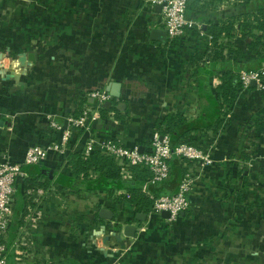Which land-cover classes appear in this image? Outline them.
I'll return each mask as SVG.
<instances>
[{
    "label": "crops",
    "instance_id": "0c3cea01",
    "mask_svg": "<svg viewBox=\"0 0 264 264\" xmlns=\"http://www.w3.org/2000/svg\"><path fill=\"white\" fill-rule=\"evenodd\" d=\"M6 1L0 0V162L20 160L28 146L59 139L52 122L64 123L82 108L94 106L87 97L92 91L106 90L114 107L107 117L100 116L94 134L120 139L141 151L149 149L160 120L180 113L201 127L187 141L210 149L216 161L203 167L178 157L171 160L172 170H179L175 175L171 171L164 182V195L176 194L188 171L197 183L190 194L193 207L181 213L175 234H168L171 254H163V264H264V92L252 84L223 105L217 92L227 70L264 71V53L249 49L250 37L244 38L239 26L246 17L262 14L264 0H189L187 16L201 23L202 34L188 32L175 44L169 37L165 42L150 38L154 28L165 29L162 7L154 0H54L49 44L43 39L46 31L35 26L38 20L27 10L13 18L6 12ZM32 4L24 1L25 7ZM226 21L236 24L231 37L222 33L219 58L208 64L196 61V54L212 42L210 26ZM232 48L243 55H232ZM24 53L34 59L24 62ZM208 122L211 126L205 128ZM68 170V157L51 154L16 182L13 216L3 238L8 264L113 263L102 249L87 250L89 229L98 224L101 208H112L115 218L99 219L120 229L138 222V211L120 198L124 187L112 198L105 189L85 190L81 194L91 196L83 212H91L76 226L79 219L72 203L79 193L60 185ZM122 176L125 184L132 182L133 171ZM32 184L46 189L58 185L65 208L58 203L63 208L59 211L47 199L34 202ZM239 185L251 195L245 205L235 206ZM253 196L260 200L251 201ZM34 211L41 222L31 227L27 217ZM246 212L252 214L242 223L230 221ZM117 239L107 236L105 247Z\"/></svg>",
    "mask_w": 264,
    "mask_h": 264
},
{
    "label": "built area",
    "instance_id": "2783aa9c",
    "mask_svg": "<svg viewBox=\"0 0 264 264\" xmlns=\"http://www.w3.org/2000/svg\"><path fill=\"white\" fill-rule=\"evenodd\" d=\"M153 2L162 6V23L170 39L183 37L194 29L198 30L200 35L202 34L201 23L187 16L189 0H154ZM240 82L243 90L249 89L255 82L256 88L264 92V71L262 69L244 70L240 74ZM87 97H91L94 106L82 108L78 114L68 116L64 123L52 122L53 132L60 134L59 139L46 145L28 146L20 160L0 162V264H8V249L2 242V238L13 216L16 182L27 176V168L41 164L51 154L67 158L69 154L80 151L82 156L90 158L95 151H99L113 158L121 167L122 174L132 171L133 167L146 168L150 171L151 178L143 187L145 191L149 184H158L171 177V160L175 157L185 161H195L203 167L214 165L216 160L210 149H204L191 143L172 145L169 136L162 135L158 130L152 132L149 149L145 151H141L138 146L128 147L120 139L114 137L98 138L94 134V129L101 116L100 109L111 100L112 96L106 90H97L87 94ZM196 180V177L188 171L184 174L176 194L154 198L148 191V194L155 199L152 210L147 214L148 217H160L163 211H168L170 213L168 219L177 220L182 212L192 206L190 194L196 185ZM61 190L58 185L47 189L33 187L29 190V194L34 198V202L41 200L42 203L47 199L54 204L55 208L62 211L63 208L57 205L59 203L64 207ZM35 214L36 211L27 217L28 225L31 227H36L41 222ZM114 224L113 222L112 225ZM100 226L105 228V225ZM116 233L117 236L114 237L117 239L118 232ZM113 234L114 232L105 235L103 231H100V236L103 237L101 242L104 241L106 245L108 241L105 238ZM113 242L121 244L122 240L117 239Z\"/></svg>",
    "mask_w": 264,
    "mask_h": 264
},
{
    "label": "trees",
    "instance_id": "16d2710c",
    "mask_svg": "<svg viewBox=\"0 0 264 264\" xmlns=\"http://www.w3.org/2000/svg\"><path fill=\"white\" fill-rule=\"evenodd\" d=\"M197 12V8L195 9ZM196 20V19H194ZM198 21V20H197ZM235 21H226L222 24H212L210 26V32L212 33L211 44L205 47V52H201L196 54L195 60H202L203 63L208 64V62L215 61L219 58L220 53L217 49L218 42L221 39V35L223 32L226 33L229 37L233 34V30L235 28ZM240 30L243 33V37H250V42L248 43L249 49L252 51H258L260 53H264V10L262 9V14L256 15L254 19L250 16L246 17L243 22L239 23ZM193 35L199 34V31L194 29L190 30ZM178 42V39H171V43L175 44ZM232 48V55L234 56H242L243 51L238 48ZM213 52V55L209 54V52ZM244 70H260L255 67H248ZM241 71V72H242ZM240 73L235 72L233 70H227L220 76L221 83L217 88L218 95L222 100L221 104H225L233 101L239 89L241 88L240 82ZM87 102L89 100L87 99ZM90 103V102H89ZM91 104H94L91 102ZM221 106V105H220ZM114 110V107H107L103 105L100 109L102 117H107L110 111ZM221 114V112H219ZM212 123V122H211ZM211 123L208 124L203 123V127L209 128ZM220 121L216 122L215 125L218 127ZM201 127L198 124H194V122H189L182 114L180 113H169L164 119L160 120V123L156 125L155 130H158L162 135H169L172 145H177L181 143H191L188 142L187 138L191 135L192 131L196 129H200ZM172 134H174L172 137ZM196 145V144H194ZM197 146V145H196ZM68 173H63L60 179V185L64 188H71L73 192L81 193L83 191H96V189H105L108 191L109 196L114 197L117 188L124 187L126 189V193L121 195L120 198L125 200L130 206L134 207L138 213H149L152 210L154 204V198H158L165 194L166 190H168L167 186H163L164 182L158 184H149L147 191L143 189L144 185L150 180L151 173L146 168L133 167V179L132 182H127L126 184L122 181V169L119 164L110 156L102 154L99 151H95L90 158H85L82 156V152L71 153L68 156ZM174 166L175 165L174 163ZM175 170H179L178 167H174ZM28 170V168H27ZM175 170L172 173L175 175ZM95 173V174H94ZM167 184V183H166ZM34 187L33 184L31 188ZM179 190V189H178ZM151 193L154 198L150 196ZM240 195H245L244 192H240ZM137 215V214H136ZM96 219L99 222L104 220L99 219V215L97 214ZM135 220L137 217L135 216ZM140 222V221H138ZM23 223V222H22ZM115 228H119V226H114ZM4 238V237H3ZM2 238V242H4ZM5 243V242H4ZM6 245V243H5ZM88 250V249H87Z\"/></svg>",
    "mask_w": 264,
    "mask_h": 264
},
{
    "label": "rangeland",
    "instance_id": "374dc122",
    "mask_svg": "<svg viewBox=\"0 0 264 264\" xmlns=\"http://www.w3.org/2000/svg\"><path fill=\"white\" fill-rule=\"evenodd\" d=\"M24 1L25 0H7L5 2L6 12L7 10H9V14H11V16L14 18L15 16L20 17L21 13L24 12V10H27L30 15L35 17L34 20H38L37 22L38 25L35 23L36 24L35 26L39 27L40 28L39 30L46 31V34L43 36L44 37L43 39L44 42L49 44V41H51L52 39L51 29L53 28L55 21L54 18L51 16L52 11L54 10V6L52 5L54 0H33V4L28 5L27 7L24 6ZM193 175L195 176L194 173ZM195 182L197 183V180ZM253 186L254 185H251V187ZM238 188L239 189L236 191L237 198L235 199L233 204L235 206H242L245 205L247 202H249L248 195H251V193L247 195L246 190L241 189L240 185L238 186ZM240 192H244L245 193L244 196L247 195V198H245L247 199L246 201L245 200L244 202L242 201L244 197L243 195H241V198H239L238 200V195ZM84 196L81 193H79L78 196H76V198L73 199L72 204L77 215L76 218L79 219L78 225L76 226L82 224L81 221L84 220V218L86 220V214H90L91 212V211H89V213L83 212V209L85 208L83 204L85 201L87 202L88 198L91 195L88 194L86 195V197ZM257 197L258 196H253L249 198L252 201ZM258 200L260 199L257 198L256 202H258ZM88 204L90 205V203ZM192 207L193 206H191V208ZM69 212L71 211L69 210ZM250 213L246 212V214H244L243 216L242 214H238L237 217L230 219V221L235 222V224L236 222L242 223L243 220ZM213 214L214 213H211V216ZM239 215L242 218H239ZM179 219L180 218L178 217L177 220H169L168 218H164L161 215L160 217L159 216L148 217L145 222H135V224L138 226V231L136 237L132 238L133 241L131 243L122 242L121 244H119L110 241L107 247H105L104 241H103L104 245L101 242V239H103V237L100 236V231H103L105 235H109L112 232H114L113 236H117L116 232L120 231V228H115L114 226L116 225H112L111 223H107L106 221L97 222L98 224L94 223L91 226V229H89L90 233L88 234V236H86V241L88 244L87 249H89L91 252H93V250H96L95 248L102 249L104 252L109 254L110 257L112 256V258H114L113 263L110 264H163L162 262L163 254H167V255L171 254L172 246L168 242L169 240L168 234L169 233L175 234V232L177 231L175 229V224L179 222ZM76 221L74 222L75 224ZM100 225H105L104 226L105 228L103 229V227H101ZM122 238H126V237L122 236Z\"/></svg>",
    "mask_w": 264,
    "mask_h": 264
},
{
    "label": "water",
    "instance_id": "95a60500",
    "mask_svg": "<svg viewBox=\"0 0 264 264\" xmlns=\"http://www.w3.org/2000/svg\"><path fill=\"white\" fill-rule=\"evenodd\" d=\"M150 38H151V40L165 42L168 38V34H167L165 29L154 28L151 32ZM20 58L24 62H26L29 59H31V60L34 59L32 56L29 58V56L26 53H24ZM254 84H255V82H253V85ZM116 96H120V94H116ZM112 104H113V102L111 100H109L105 103V106L110 107V106H112ZM99 215L102 219L108 220V221H112L115 218L114 210L112 208H109V207L101 208ZM162 216L164 218H170V213L168 211H163ZM136 217H137L138 221L145 222L148 218V215H147V213L139 212V213H137ZM137 229H138V226L136 224H127L124 228H122V229H120V231H118V239L122 240V236L131 237V238L136 237Z\"/></svg>",
    "mask_w": 264,
    "mask_h": 264
}]
</instances>
